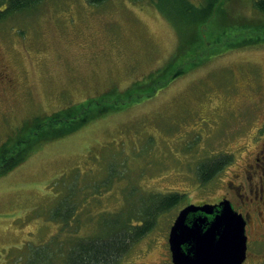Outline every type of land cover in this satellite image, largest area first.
Instances as JSON below:
<instances>
[{
	"label": "rangeland",
	"instance_id": "rangeland-1",
	"mask_svg": "<svg viewBox=\"0 0 264 264\" xmlns=\"http://www.w3.org/2000/svg\"><path fill=\"white\" fill-rule=\"evenodd\" d=\"M169 3L172 18L186 12L183 1ZM243 10L264 21L250 3ZM172 18L149 0H44L2 20L0 68L12 81H0V148L16 142L25 125L26 134L37 131L38 117L85 100L93 99V115L111 105L103 96L124 92L163 66L179 43L180 22ZM212 30L210 24L206 33ZM200 40L206 52L215 45L213 37ZM208 57L200 55L193 68L183 65L188 72L155 96L120 104L70 135L43 142L0 177V264H21L20 257L47 244L55 249L50 237L60 226L49 219L67 189L73 196L62 208H72L69 226L84 239L107 235L112 218H127L142 195L180 193L181 202L156 215L152 230L117 262L171 264L168 232L180 209L215 202L227 181L237 185L242 180L233 179L232 170L241 172L258 147L264 161V45ZM214 162L220 167L202 182L198 165ZM151 209L144 206V212ZM262 213L247 231L248 264H264Z\"/></svg>",
	"mask_w": 264,
	"mask_h": 264
},
{
	"label": "trees",
	"instance_id": "trees-1",
	"mask_svg": "<svg viewBox=\"0 0 264 264\" xmlns=\"http://www.w3.org/2000/svg\"><path fill=\"white\" fill-rule=\"evenodd\" d=\"M87 1L97 4L104 0ZM149 1L157 6L164 15L172 18L169 15L171 10L169 2H175V0ZM178 1L185 3L186 12L175 13L174 18H172L178 20V23L180 22L177 24L179 43L175 55H171L163 66L125 87L124 92L123 90L114 92V101H112L114 95L103 96L102 99H109L111 105H106L93 115L89 114V107L93 103L92 99L38 117L33 122L37 129L35 132L26 134L29 125H25L16 142L8 143L0 148V177L8 175V172L22 164L32 150L43 142L58 140L70 135L104 111L118 109L120 104L135 103L140 99L155 96L157 91L166 89L178 76L188 72V70L182 69L183 65L189 63L190 68L199 66L202 62L199 60L197 63L200 55L210 58L208 56L211 53L221 54V52H227L231 48L242 49L253 45H264V21L247 17L243 10L250 3L253 11L260 15L257 17L262 16L263 18L264 0H201L200 4L197 5L189 0ZM41 3H44V0H0V23L4 19L12 18V16L31 12ZM210 24L213 30L208 35L206 28L209 30ZM202 35L207 36V38L213 37L215 42V45L207 52L204 43H199ZM209 43L213 45V42L209 41ZM219 45H221V49H219ZM121 99L123 101L119 102ZM198 166L199 178L202 182L211 179L215 170L220 167L215 162L210 165L204 163ZM111 177L108 176V178ZM66 191V196L54 203L55 207L49 219L60 226L59 231L50 237V240L53 239L55 249H50L49 244L44 247H37L32 254L29 252L23 259L19 258L20 261L23 260L21 264H55L57 260H60L61 264H118L120 255L129 249L131 243L152 230L156 215L168 213L182 200L180 193L177 192L152 193L146 197L142 195V200L137 207H131L130 215H127V218L122 216L112 218L110 231L107 235L91 236L84 239L75 236L74 229L69 226L71 224L70 219L74 216L72 208H62V204H67V201H71L73 196L71 189ZM148 200L151 201L148 202ZM146 204L152 205V209L148 213L144 212ZM134 214L138 216L139 222L130 220ZM104 225L108 228V224L104 223Z\"/></svg>",
	"mask_w": 264,
	"mask_h": 264
},
{
	"label": "water",
	"instance_id": "water-1",
	"mask_svg": "<svg viewBox=\"0 0 264 264\" xmlns=\"http://www.w3.org/2000/svg\"><path fill=\"white\" fill-rule=\"evenodd\" d=\"M245 220L230 201L188 204L169 229L172 264H242L246 258Z\"/></svg>",
	"mask_w": 264,
	"mask_h": 264
},
{
	"label": "flooded vegetation",
	"instance_id": "flooded-vegetation-1",
	"mask_svg": "<svg viewBox=\"0 0 264 264\" xmlns=\"http://www.w3.org/2000/svg\"><path fill=\"white\" fill-rule=\"evenodd\" d=\"M0 81L10 83L12 79L8 76L6 69L0 68ZM253 157H251L247 162H244V167L241 169V172L233 173V179H240L242 181H238L239 183L233 184L231 181H227L225 183V194L218 197L215 202L212 204H216L221 200H229L232 207L235 211L240 212L243 219L245 220V233L248 240V228L254 224L257 220L254 217H258L259 219L263 218L264 212V161H262L261 149L258 147ZM259 175L260 179L257 183L252 182L254 176ZM252 209V210H251ZM253 209L256 214L253 213ZM248 251L246 253V258L242 264H248ZM257 258V257H256ZM254 264H262L263 261L255 259L252 261ZM252 262H249L252 263Z\"/></svg>",
	"mask_w": 264,
	"mask_h": 264
}]
</instances>
